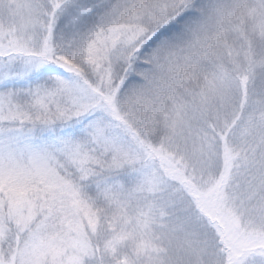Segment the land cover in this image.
<instances>
[{
    "label": "snow or ice",
    "instance_id": "1",
    "mask_svg": "<svg viewBox=\"0 0 264 264\" xmlns=\"http://www.w3.org/2000/svg\"><path fill=\"white\" fill-rule=\"evenodd\" d=\"M0 264H264V0H0Z\"/></svg>",
    "mask_w": 264,
    "mask_h": 264
}]
</instances>
